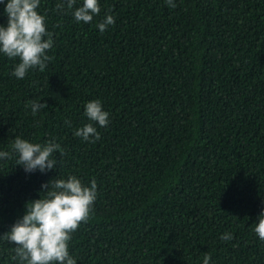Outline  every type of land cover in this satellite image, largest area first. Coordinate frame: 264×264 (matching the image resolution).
I'll return each mask as SVG.
<instances>
[{
    "label": "trees",
    "instance_id": "16d2710c",
    "mask_svg": "<svg viewBox=\"0 0 264 264\" xmlns=\"http://www.w3.org/2000/svg\"><path fill=\"white\" fill-rule=\"evenodd\" d=\"M0 264H264V0H0Z\"/></svg>",
    "mask_w": 264,
    "mask_h": 264
}]
</instances>
